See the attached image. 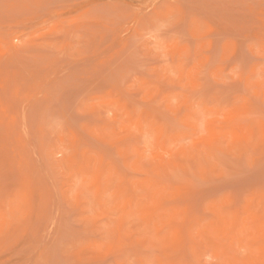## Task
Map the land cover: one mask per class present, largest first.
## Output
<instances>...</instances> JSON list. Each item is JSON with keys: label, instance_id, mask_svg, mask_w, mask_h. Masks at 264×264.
Instances as JSON below:
<instances>
[{"label": "rangeland", "instance_id": "1", "mask_svg": "<svg viewBox=\"0 0 264 264\" xmlns=\"http://www.w3.org/2000/svg\"><path fill=\"white\" fill-rule=\"evenodd\" d=\"M0 264H264V0H0Z\"/></svg>", "mask_w": 264, "mask_h": 264}]
</instances>
